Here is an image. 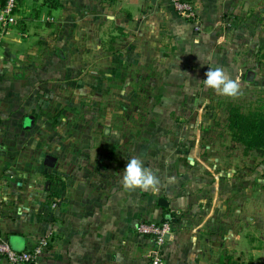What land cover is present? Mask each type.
<instances>
[{"label": "rangeland", "instance_id": "374dc122", "mask_svg": "<svg viewBox=\"0 0 264 264\" xmlns=\"http://www.w3.org/2000/svg\"><path fill=\"white\" fill-rule=\"evenodd\" d=\"M27 1L17 34L0 41L1 216L39 219L58 173L72 168L114 185L136 177L167 199H184L170 187L192 172L204 209L200 179L218 167L240 186L224 193L225 210L241 207L238 226L224 219L222 233L240 237L224 243L221 264L249 263L248 246L264 248V156L232 138L227 116L233 105L264 113V0H187L194 19L171 0ZM215 227L203 223L201 238L211 243ZM32 231L34 247L44 235Z\"/></svg>", "mask_w": 264, "mask_h": 264}, {"label": "crops", "instance_id": "0c3cea01", "mask_svg": "<svg viewBox=\"0 0 264 264\" xmlns=\"http://www.w3.org/2000/svg\"><path fill=\"white\" fill-rule=\"evenodd\" d=\"M20 1L16 7V25L22 16ZM30 11L31 9L26 10L24 15ZM16 25L2 41H8L17 34ZM207 154L212 156L211 153ZM70 170L58 173L60 179L46 193L50 205L48 203L41 207L39 219L29 217L28 221H6L0 211L1 233L7 242L14 240L16 247L23 250L33 247V229L48 236V246L38 258L37 264H150L147 251L151 241L146 236L137 234L136 226L141 221L162 220L166 209L170 212L181 210L183 221L179 219L173 223L175 228L172 227L164 244L160 264H221L224 243L227 241L235 245L240 237L233 230L231 236L222 233L224 219L233 227L238 226L241 219L239 202L225 210L224 193L231 191L234 194L240 186L235 185L233 180L237 175L232 172V177H229L223 168L214 169L213 175L207 169L206 174L202 173L200 182L208 200L204 209L195 196L194 187L199 183V178L192 172L184 174L183 184L181 181L170 183V189H177V184L184 188V199H178L177 196L167 199L153 194L146 195L136 177L129 178L122 174L120 182L114 185L112 175L102 177L101 174L94 175L84 168ZM196 181L197 184L194 185ZM245 193L247 195L243 204L248 211L245 218L246 221H251L254 203L250 196L253 191L248 187ZM159 198L166 199L168 206H160ZM234 198L233 196L232 199ZM184 220L186 225L182 223ZM203 223L216 225V239L211 237V243L209 239L206 241L201 238L200 227ZM232 237L234 238L231 239ZM214 243L217 244L216 247ZM248 247V258L251 260L246 264H259L264 257V248L260 250L252 245ZM230 253L239 252L232 249ZM0 264L7 263L0 258Z\"/></svg>", "mask_w": 264, "mask_h": 264}, {"label": "built area", "instance_id": "2783aa9c", "mask_svg": "<svg viewBox=\"0 0 264 264\" xmlns=\"http://www.w3.org/2000/svg\"><path fill=\"white\" fill-rule=\"evenodd\" d=\"M18 1L0 0V41L17 23L16 7ZM171 3L182 17L194 19L193 7L189 1L171 0ZM171 231L172 224L169 221H141L137 224V234L146 236L151 241V246L147 251L150 264H160L162 262L163 247ZM48 243V236H43L31 249L14 251L9 247L8 242L0 236V255L5 257L9 264H37L38 258L47 248ZM259 264H264V257L260 260Z\"/></svg>", "mask_w": 264, "mask_h": 264}, {"label": "trees", "instance_id": "16d2710c", "mask_svg": "<svg viewBox=\"0 0 264 264\" xmlns=\"http://www.w3.org/2000/svg\"><path fill=\"white\" fill-rule=\"evenodd\" d=\"M57 5H51L56 8ZM227 128L235 141L245 149H252L264 156V113L259 110L242 112L237 106L228 107ZM164 221L173 223V213L168 209Z\"/></svg>", "mask_w": 264, "mask_h": 264}, {"label": "water", "instance_id": "95a60500", "mask_svg": "<svg viewBox=\"0 0 264 264\" xmlns=\"http://www.w3.org/2000/svg\"><path fill=\"white\" fill-rule=\"evenodd\" d=\"M0 149H3V147L1 145H0ZM158 204L162 207L168 206V203H167L166 199H164V198H159Z\"/></svg>", "mask_w": 264, "mask_h": 264}]
</instances>
